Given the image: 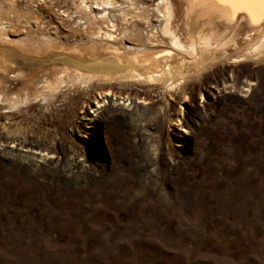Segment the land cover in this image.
I'll return each instance as SVG.
<instances>
[{"label": "rangeland", "instance_id": "1", "mask_svg": "<svg viewBox=\"0 0 264 264\" xmlns=\"http://www.w3.org/2000/svg\"><path fill=\"white\" fill-rule=\"evenodd\" d=\"M85 1L0 0V57L147 37L132 15L119 35L127 0ZM228 58L175 89L94 80L0 101V264H264V61Z\"/></svg>", "mask_w": 264, "mask_h": 264}, {"label": "bare ground", "instance_id": "2", "mask_svg": "<svg viewBox=\"0 0 264 264\" xmlns=\"http://www.w3.org/2000/svg\"><path fill=\"white\" fill-rule=\"evenodd\" d=\"M82 3L89 8L85 0ZM116 3L103 0L102 4L116 7ZM145 3L127 0L128 10L122 9L125 16L119 18L124 27L119 35L131 29L133 23L127 19L129 15L144 20V25L150 28L147 37L138 35L141 44L133 52L121 50L109 41L104 46L102 43L80 48L52 43L38 48L28 43L15 51L8 50L10 53L4 52L7 56L13 55L0 57V101L7 102L10 109L31 98L40 100L54 96L63 85L88 84L94 80L132 79L165 84L169 81L167 87L175 89L191 77L192 72L198 73L223 57H229L232 63L264 61V21L259 8L241 10L215 0H153L150 6ZM103 12L102 17H107L111 29H115L118 23L115 24L113 11L105 9ZM151 18L156 22L152 23ZM115 34L114 31L109 33L108 38ZM40 58L54 72L48 68L24 71L27 62ZM49 71L51 74L47 75ZM15 83L22 87L14 91Z\"/></svg>", "mask_w": 264, "mask_h": 264}, {"label": "snow or ice", "instance_id": "3", "mask_svg": "<svg viewBox=\"0 0 264 264\" xmlns=\"http://www.w3.org/2000/svg\"><path fill=\"white\" fill-rule=\"evenodd\" d=\"M227 7L239 8L241 10L249 8H259L262 19H264V0H215Z\"/></svg>", "mask_w": 264, "mask_h": 264}]
</instances>
